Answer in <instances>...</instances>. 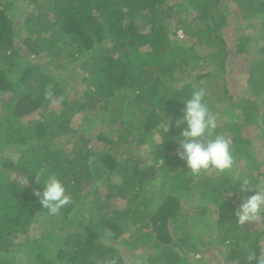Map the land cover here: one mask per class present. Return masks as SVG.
I'll return each mask as SVG.
<instances>
[{
	"label": "trees",
	"instance_id": "obj_1",
	"mask_svg": "<svg viewBox=\"0 0 264 264\" xmlns=\"http://www.w3.org/2000/svg\"><path fill=\"white\" fill-rule=\"evenodd\" d=\"M247 10H255L263 35L255 60L239 56L249 41L248 24L235 36L242 21L237 17L247 20ZM206 64L212 70L195 73ZM240 65L245 72L239 73ZM79 67L82 90L72 93L65 77ZM232 69L239 73L235 100ZM208 77L233 101L217 120L226 130L216 131L233 141L235 171L264 178V0H0V92L10 95L0 98V264L30 263L23 256L36 264H247L244 246L261 255L264 220L246 226L234 220L244 195L238 186L218 204L231 176L214 169L194 176L177 156L183 99L205 88ZM139 113L143 120L134 126ZM81 115L91 125L100 116L110 123L98 137L109 142L104 150L80 130ZM163 121L170 130L159 137ZM132 139L139 148L152 144L143 160L132 146L126 159L118 152ZM42 167L56 173L72 196L55 215L34 195L43 190L34 175ZM158 181L160 192L151 191ZM94 189L101 193L95 200ZM189 192L202 199L195 211L206 214L204 224L193 220L208 235L202 241L188 236L184 224ZM111 197L125 198L126 206L111 208ZM207 201L217 205V219ZM217 237L226 252L215 250Z\"/></svg>",
	"mask_w": 264,
	"mask_h": 264
},
{
	"label": "clouds",
	"instance_id": "obj_2",
	"mask_svg": "<svg viewBox=\"0 0 264 264\" xmlns=\"http://www.w3.org/2000/svg\"><path fill=\"white\" fill-rule=\"evenodd\" d=\"M180 33L183 36L182 30L179 31ZM207 95V91L203 88L193 89L183 99L182 116L176 120L177 127L183 125L180 133V151L177 152V156L185 161L186 169L194 176L208 173L213 169L229 176L233 173L236 163L233 141L230 136L216 131L217 119L211 111L206 99ZM161 130L164 132L170 130L168 121L158 125L159 137H162ZM34 175L36 181L43 185V190L37 189L34 195L49 214L55 215L72 202L66 184L56 173H50L47 168L42 167ZM236 186H238L237 190L244 194L234 210L236 224L246 226L251 222L264 220V178L254 180L246 172L231 176L230 183L219 190L218 204L223 197L230 195ZM249 192L252 194L248 195ZM243 248L247 264L253 262L264 264V252L257 256L252 248L247 246ZM197 259L202 258L197 256ZM221 259L226 260V256Z\"/></svg>",
	"mask_w": 264,
	"mask_h": 264
},
{
	"label": "rangeland",
	"instance_id": "obj_3",
	"mask_svg": "<svg viewBox=\"0 0 264 264\" xmlns=\"http://www.w3.org/2000/svg\"><path fill=\"white\" fill-rule=\"evenodd\" d=\"M16 1L17 0H15V2ZM254 12H255V10H247V11H244V13L247 16V20L245 18H242L241 19L240 16L237 17L238 19H240L242 21H241L240 25H238L239 32H237L235 34L236 37L241 36V34H243L245 32V30H244L245 28H243V26H244L243 24H246V23L248 24L247 31L245 32L247 34L245 37L246 38H249V41H248V44H247V48H246V50H245V52L243 54L239 55L240 58L243 57L244 60L245 59L246 60H250V59H254L255 60L256 51L258 49H260L261 45L263 44L262 43L263 40L261 38V37H263V35H262V29L259 28L260 22L259 21L254 22L255 20L253 21V18H254V14L253 13ZM178 34H179V32H178ZM178 37H182V34L180 33ZM230 44H231V48L230 49L232 50V52H235L236 51L235 42L232 41V40H230ZM202 53L203 54H208L205 51H203ZM31 59L34 60L35 57L34 56H31ZM237 61H236V64H237ZM249 64H251V62H249ZM77 65H81V64L79 63ZM232 65H234V64H232ZM40 66H42L44 69L46 68L48 70L52 67L50 65L46 66L45 64H43L41 62H40ZM68 66H70V65H67V67ZM235 66L236 65H234V67ZM242 66H244V65H240V67H239V73H243L246 70V68H244ZM67 67H66V69H67ZM211 68H212V66L210 67V65H207L206 64V67H204L202 70H198L195 73L196 74L203 73V72L206 73V72H209L210 70H212ZM78 70H79L78 72L77 71L74 72L73 70H71L70 73L67 74L66 77H65V79L67 81L66 83L67 84H70L71 86H74L72 93L75 91L74 88L76 90H79V92H80V90H82V85H83L82 84V78H84L85 74L82 71V69H80V67H79ZM138 73H139V69H134V74L135 75H138ZM239 73L236 71V69L228 70L229 82H232V83H230L229 86H230L231 89H233V91L235 93L233 95L234 100L240 95L239 93L236 94V89H237L238 85H236V81H235V79H237L236 76ZM75 81H77V82H75ZM203 85L205 86V88H203V89H205V90L207 89L208 90V91L206 90L207 93H208L206 99H207V101L209 103V106H211V111L216 116V119L219 120L222 117V111L224 109L223 107H225V104L226 103L227 104H233V101L230 100L229 98L223 97V95H222L223 94V90L219 91V88L216 87L217 85L214 84L213 80H211V77H208L207 79H205L203 81ZM124 92L128 93V95H130V96L132 95L130 90H124V91H122L120 93L122 94ZM83 94L84 93H82L81 95H83ZM9 96H10L9 94H5V93H1L0 92V98L7 99ZM249 97L251 98V101H256V99H257L256 97H254L251 94H249ZM221 98H222L223 103L220 102L221 101L220 100ZM263 98H264V96H263ZM263 98H261V101L259 100L260 101V104H264L263 103L264 102V99ZM127 100L128 99L126 98L125 101H127ZM50 104L52 105L53 108H56V110L59 107V105H54V104H52V102ZM119 105H120V103H119ZM56 112H58V111H56ZM138 112H139V110H138ZM35 117L36 118H40L41 116H38V114H35ZM77 118H78V121L81 124L80 125V130L87 129L86 135L88 137H91L92 138L93 145H91V146H93V147L94 146H96V147L99 146V148L101 150H104L106 148V146H109V142L107 140H102V139L100 140V139H98L100 133L107 134L109 132L110 128H111L109 122H104L103 116H100L99 119H97L96 122L93 125L89 124V121H87V119H84V117L82 115L81 116H78ZM142 120H143V114L142 113H139V115H137L134 118V120L132 121L133 122V125L134 126L135 125L136 126L139 125L140 123H138V122H141ZM218 126L222 130H224V131L226 130V128H225L226 126L223 123H222V125L218 124ZM115 135L117 136V134H115ZM155 137H156L155 139H157V135ZM129 142H131V143H129ZM151 145L152 144H150V142L147 141V143H145V145L143 147H140L141 148V150H140V148L137 146L136 142L133 139L131 141L130 140H127L126 141V144H124L121 148L120 147L118 148V152L120 154L121 153L123 154L122 155V159H126V157L128 155L127 154V151L132 146V148H138L137 150H140V152H137V150H136L134 152V154H136V153L138 154L139 153V156L141 157V160H143L146 157V155L152 151V147L153 146H151ZM6 152H7V154L9 156L11 155V157H13V158H15L18 155V153H17L16 150H9V151L7 150ZM136 161H137V159L134 162H132L131 164L133 165L134 163H136ZM1 163H2V160L0 161V164ZM237 165H239V164L238 163H235V167H234L233 173L232 174H229V176H234V175H236L238 173H241L240 171H238V172L235 171V170L238 169ZM213 172H214V170H213ZM215 173H220V172H217L215 170ZM220 174H224V173H220ZM120 179L122 180L124 178H121L120 177ZM159 182L160 181L156 182V184L152 187L151 191H157V192L159 191L160 192ZM97 190L98 189H94L93 190L94 195L96 196V197L95 196L93 197L94 200L97 198V196H100V194H101ZM190 192H189V197L187 199V200H189V204L187 203L183 207L184 208V213H182V214H184L183 217L186 218L184 220V224L186 225V229L189 231L188 236H192L193 240L196 239V238H198V239H200L202 241L203 239L204 240L207 239L208 238V235L207 234H200V232L197 230V228L195 229V225H194L193 220H194V218H198V219H200V221L202 223L203 222H206L207 221L206 220V214H202L200 211L199 212H196L195 209L192 207V206L195 205V202H197V201H198L197 204L199 206V202L202 199L199 198V196L196 193L193 196H191ZM96 193H98V194H96ZM102 195L104 197H100L101 198L100 199L101 202L105 198L106 194L103 193ZM124 195H125V197H128L126 192H125ZM128 195H129V193H128ZM225 198L227 199L228 198V195H226ZM191 200H193L194 202H192ZM112 201H113V204L114 205H112L111 208H114V209L115 208H123L124 206H126V203H127V200L125 198H123V197L112 198ZM108 203H111V202L108 201ZM207 203H208V206H211V208L215 210V213L213 215V219H217L218 218V212L216 211L217 205L215 203H212L211 201H207ZM98 204H100V201L98 202ZM195 206H197V205H195ZM97 210L98 209H96L95 211H97ZM104 210L107 211V210H109V208L107 207ZM99 214H101V212L98 210V213H97L96 216H99ZM182 219L183 218H181V221H182ZM125 234L126 233H124L123 236L127 237V235H125ZM109 242H111V244L114 245V247L116 249L121 250V252L123 251L126 255H130V253H128L126 251L125 246H124V244L122 242H120V241H114V240L113 241L111 240ZM216 243H217V245H216V247H214V248H216L215 250H217V251L218 250H223V251L226 252V248L224 247L223 243H221L220 237H217V242ZM149 252L150 251H148V253ZM136 253H137L136 250H133L132 254H135V255H132V256L135 257L136 256ZM22 256L23 255H21V257ZM191 256H194L195 258H197V256L201 257L202 254L200 253V254L193 255V253H191ZM134 257H132V258L135 260ZM23 258H25L27 260V262H30L28 264H36L35 262L31 261L32 258H30V257L29 258L28 257L26 258V257L23 256ZM144 258L146 259L147 256L145 255L141 259L143 260ZM127 262H128V259H126V263ZM136 262L139 263V260H136ZM205 264H212V263H211V261H207V262H205ZM229 264H233V263H229ZM234 264H236V263H234Z\"/></svg>",
	"mask_w": 264,
	"mask_h": 264
}]
</instances>
